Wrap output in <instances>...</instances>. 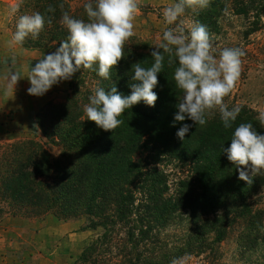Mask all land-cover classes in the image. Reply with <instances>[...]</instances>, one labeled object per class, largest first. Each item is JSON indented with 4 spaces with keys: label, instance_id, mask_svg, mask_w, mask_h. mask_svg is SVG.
Returning a JSON list of instances; mask_svg holds the SVG:
<instances>
[{
    "label": "trees",
    "instance_id": "obj_1",
    "mask_svg": "<svg viewBox=\"0 0 264 264\" xmlns=\"http://www.w3.org/2000/svg\"><path fill=\"white\" fill-rule=\"evenodd\" d=\"M176 1V0H175ZM82 0H19V11L12 20L13 32L20 15L40 12L52 16L37 39L26 38L21 48L47 52L56 50L67 38L60 24L64 10L78 19H87ZM235 15L253 22L245 35L262 26L264 0H236ZM48 5L56 7L47 13ZM228 9L223 0H211L209 7L193 14L192 21L218 33L219 17ZM169 27V26H168ZM147 46L133 36L125 45V58L104 80L95 71L80 70L69 79V90L62 103H49L36 120L44 137L59 141L62 152L52 157L41 140H22L0 145V220L3 215L24 220H84L85 230L100 231L75 264H170L173 258H202V264H225L222 245L236 240L240 258L264 245V212L249 201L264 185L260 177L252 184L240 180L236 167L223 149L230 145L235 127L252 123L264 135L256 114L241 108L233 126L223 127L220 116L205 126L191 120L175 122L181 92L173 80L174 69L167 63L158 73L154 107L143 101L125 110L123 123L106 132L86 120L83 106L96 87L131 94L132 65L153 63ZM162 51V50H161ZM183 124H192L185 139L176 133ZM187 163L190 175L170 193L168 176L159 169L163 162ZM253 264H264V255Z\"/></svg>",
    "mask_w": 264,
    "mask_h": 264
},
{
    "label": "clouds",
    "instance_id": "obj_2",
    "mask_svg": "<svg viewBox=\"0 0 264 264\" xmlns=\"http://www.w3.org/2000/svg\"><path fill=\"white\" fill-rule=\"evenodd\" d=\"M210 2L176 0L164 7L162 16L169 27L153 44L151 66H142L141 62L132 65L130 95H121L115 86L110 90L96 87L88 98L89 102L83 106L86 120L106 132H114L123 123L119 117L125 110L141 101L154 107L158 100L154 89L158 86V73L162 71L167 55L170 67L178 65L174 69L173 80L181 92L174 121L188 119L203 127L218 112L223 127L232 128L241 106L230 108L225 97L232 93L241 76V58L245 53L240 48L217 49L206 25L181 19L188 10L198 13L209 7ZM58 7L61 10L60 24L67 30V38L55 52L44 55L34 67L30 66L26 76L10 69L6 77V95L25 77L30 83L28 94L33 96L44 95L53 85L71 79L80 70L95 71L99 77L108 80L112 69L125 58V45L135 35L134 20L140 10L138 0H88L83 5L86 20L74 18L64 10L63 3ZM19 8L17 4L11 12L15 14ZM55 11L56 7L48 5L47 13ZM52 20V16L46 19L40 12L20 15L9 45H23L29 36L37 39L45 23L50 25ZM12 63H15L14 58ZM257 119L264 127V110L259 111ZM192 126L183 124L176 133L177 137L183 141ZM223 151L238 170L240 180L252 184L254 177L264 175V135L259 134L252 123H240L235 127L230 145ZM187 259L173 258L170 264H187Z\"/></svg>",
    "mask_w": 264,
    "mask_h": 264
},
{
    "label": "rangeland",
    "instance_id": "obj_3",
    "mask_svg": "<svg viewBox=\"0 0 264 264\" xmlns=\"http://www.w3.org/2000/svg\"><path fill=\"white\" fill-rule=\"evenodd\" d=\"M74 5L82 0H71ZM228 9L219 17L218 33L212 35L213 44L217 49L240 48L245 55L242 59L241 76L232 93L225 97L229 107L240 105L251 109L256 114L264 110V11L261 15L262 26L257 32L247 36L245 32L254 21L252 16L235 15L232 6L236 0H223ZM19 0H0V145L13 144L22 140H41L46 144L53 158L60 157L62 147L57 139L54 143L47 140L41 132L36 120L37 114L49 103H62L69 90V80L53 85L42 96L28 94L30 83L22 78L15 89L5 94L10 69L27 75L30 66H35L39 59L51 51L28 56L18 44L9 45L13 37L12 7ZM175 0H138L140 10L134 20L135 37L147 46L161 39L168 25L164 22L162 10L175 3ZM232 5V6H231ZM202 11V10H200ZM193 12L188 10L181 19L191 22ZM14 58L15 63H12ZM219 116L217 112L214 116ZM187 163L166 161L159 169L168 176L170 193L176 189L179 180L190 175ZM262 179L264 175L256 176ZM249 201L253 206L264 212V185L253 193ZM84 220H58L47 216L43 220H24L3 215L0 220V264H75L82 252L95 240L100 231L83 230ZM223 262L225 264H253L264 255V245L249 255L250 261L240 258L236 240L229 239L222 245ZM187 264H202V258H192Z\"/></svg>",
    "mask_w": 264,
    "mask_h": 264
},
{
    "label": "crops",
    "instance_id": "obj_4",
    "mask_svg": "<svg viewBox=\"0 0 264 264\" xmlns=\"http://www.w3.org/2000/svg\"><path fill=\"white\" fill-rule=\"evenodd\" d=\"M20 47V46H19ZM20 49L21 50H23V52H25L26 54H28V56H33V54H40V53H42V52H39V51H30V50H26V49H23V48H21L20 47ZM56 50H51V52H49V53H52V52H55Z\"/></svg>",
    "mask_w": 264,
    "mask_h": 264
}]
</instances>
